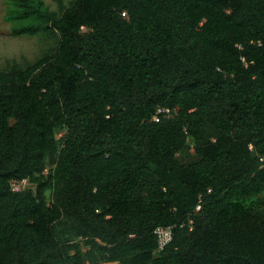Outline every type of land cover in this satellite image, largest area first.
Masks as SVG:
<instances>
[{
	"label": "trees",
	"instance_id": "1",
	"mask_svg": "<svg viewBox=\"0 0 264 264\" xmlns=\"http://www.w3.org/2000/svg\"><path fill=\"white\" fill-rule=\"evenodd\" d=\"M57 1L5 16L56 45L0 70V264H264V0Z\"/></svg>",
	"mask_w": 264,
	"mask_h": 264
},
{
	"label": "rangeland",
	"instance_id": "2",
	"mask_svg": "<svg viewBox=\"0 0 264 264\" xmlns=\"http://www.w3.org/2000/svg\"><path fill=\"white\" fill-rule=\"evenodd\" d=\"M50 11L61 15V10L57 0H43ZM74 0H63L66 7H69ZM10 7V0H0V70L7 68L8 64L18 62L20 64L35 63L46 53H49L56 45L54 40H49L44 36H22L12 35V24L5 21V16ZM60 136V135H59ZM178 159L185 165L197 162L200 156L194 147L183 151L178 155ZM48 168V170H50ZM33 186V185H32ZM47 197L51 198V191L47 192ZM255 206H261L257 202ZM87 250L86 247H84Z\"/></svg>",
	"mask_w": 264,
	"mask_h": 264
},
{
	"label": "built area",
	"instance_id": "3",
	"mask_svg": "<svg viewBox=\"0 0 264 264\" xmlns=\"http://www.w3.org/2000/svg\"><path fill=\"white\" fill-rule=\"evenodd\" d=\"M33 187L34 186H32V184L29 181L12 182V188L16 192H20L25 189L33 188ZM156 235L158 237L159 251H162L173 241L174 238L173 228L172 227L158 228L156 231Z\"/></svg>",
	"mask_w": 264,
	"mask_h": 264
},
{
	"label": "crops",
	"instance_id": "4",
	"mask_svg": "<svg viewBox=\"0 0 264 264\" xmlns=\"http://www.w3.org/2000/svg\"><path fill=\"white\" fill-rule=\"evenodd\" d=\"M108 264H118V263H108Z\"/></svg>",
	"mask_w": 264,
	"mask_h": 264
}]
</instances>
